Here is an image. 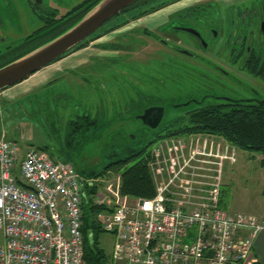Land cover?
<instances>
[{"label":"built area","instance_id":"1","mask_svg":"<svg viewBox=\"0 0 264 264\" xmlns=\"http://www.w3.org/2000/svg\"><path fill=\"white\" fill-rule=\"evenodd\" d=\"M236 157L211 133L159 138L148 159L153 195L137 197L40 149L21 154L1 134L0 264H85L84 200L103 208L95 219L114 237L109 264H253L264 214L232 213L221 200L224 164Z\"/></svg>","mask_w":264,"mask_h":264},{"label":"rangeland","instance_id":"2","mask_svg":"<svg viewBox=\"0 0 264 264\" xmlns=\"http://www.w3.org/2000/svg\"><path fill=\"white\" fill-rule=\"evenodd\" d=\"M51 1L58 4L61 0ZM79 1L81 0H73V5ZM161 1L148 2L142 9L148 10ZM44 2L47 3V0ZM53 6L52 4L51 7ZM64 12L65 9H62L58 16ZM131 14L139 16L135 11H131L122 17H114L109 22H119L116 25H121L122 22L133 20ZM43 25V22L40 24L37 17L29 11L27 0H0V35L4 34L7 37L3 42L0 41V50L4 49L5 43L21 36V34L16 35L14 30L18 32L21 27H24L25 32L30 33L33 27H43ZM113 25L116 27L115 24ZM7 27L11 29L9 32L5 31ZM110 30L103 32L100 30L99 34H94L90 39L95 40L94 42H87L85 45L87 48L79 52L74 50L72 54L59 62L46 66L25 80L0 91V135L4 134L7 139L16 141L20 146L21 154L27 147H34L49 154L53 160L64 156L67 151V140H69L67 121L76 115L86 113L99 118L104 117L106 124L109 125L103 131V135L96 140H85L89 131L83 135H76L71 142L73 145L70 149L71 163L76 169L86 166L101 168L99 163L104 161L106 153L110 150L119 151L122 145L131 140L132 135L134 138L139 136L143 140V143L138 145L139 149L147 144L145 148L148 152L154 143L166 134L162 127L167 121L183 115L189 108L203 106L205 102H219L207 96L209 94L206 93H228L232 96L249 97L253 95L252 89L254 91V88H257L260 92L257 94L264 97V83L261 80L238 75H234V78H226L220 74L210 73L204 65L201 69L202 72L210 75L208 77L188 72L178 74L177 66L172 67L168 62L161 68L162 74L157 76L153 70L158 63L150 58V54L152 52L153 55H157L164 49L160 48L156 41L150 42L151 47H149L146 39L139 41L143 45H138L141 51L134 56L131 65L121 63L113 65L112 68H105L104 62L107 60L96 58L95 64L87 66L92 57L103 53L98 44L114 40L117 36V31L108 34ZM11 33L12 36H10ZM99 37L101 38L96 40ZM178 38L186 42L191 40V35L180 32ZM188 64L191 63L188 62ZM192 65L198 66L195 63ZM65 67L80 68L78 71L87 77L88 82L72 77L71 72L60 74ZM98 67L99 72L95 69ZM56 75L58 77L54 79ZM48 81L50 82L43 86ZM217 84L225 85V87L221 89L222 86ZM119 95L121 105H118ZM137 95L138 97L148 95L154 104L164 106L165 113L158 128L151 129L136 117L135 114L142 113L139 107L143 102H139V99L138 103L125 107V103L135 101ZM192 99L199 102L195 103ZM189 100H191L190 104L186 106H174L175 104L184 105L183 103ZM224 141L227 140L224 138ZM233 147L237 157L232 163L224 164L222 203L239 212L258 214L264 209V164H262L264 154L242 150L235 145ZM76 149L79 150L75 151ZM141 156L135 157L128 164L134 163ZM106 174L100 176L104 178L102 185L116 184L118 180L121 181L119 173L108 171ZM99 217L101 218V214ZM97 237L99 247L110 257L113 235L101 231ZM253 247L259 252L257 259L264 263V234L259 237Z\"/></svg>","mask_w":264,"mask_h":264},{"label":"flooded vegetation","instance_id":"3","mask_svg":"<svg viewBox=\"0 0 264 264\" xmlns=\"http://www.w3.org/2000/svg\"><path fill=\"white\" fill-rule=\"evenodd\" d=\"M93 1L96 2V0H81L76 5H73V0H61L58 1V4H54L51 0H47V3L44 0H27L29 11L37 17L40 24L43 22L45 27L35 26L30 33H26L24 27H21L20 31L17 30L18 32L14 30L16 35L21 34V36H17L11 42L5 43L4 49L0 50V67L11 61L4 63L6 59L19 57L73 23L75 20L74 16L77 13L82 14L86 11ZM144 1L128 6L112 18L122 17L131 11H135L139 16L131 14L133 20L122 22L121 25H116L119 22H109L112 18L109 19L97 31L50 64L59 62L72 54L74 50L79 51L87 48L85 46L87 42H94L95 40L90 39L94 34H99L100 30L103 32L114 28L108 34L117 31V36L114 37V40L111 39L106 43L98 44L103 53L92 57V60L86 64L87 66L95 64L94 60L96 58H105L107 60L104 62V64H108H105V68H112L113 65H120L121 63H129L131 65L132 61H134V56L141 51V49H138V45H143L140 42L146 39L149 47H151L150 42L156 41L159 44L158 46L164 49L157 55H153L152 52L150 54V58L158 63L155 70H153L157 76L162 74L163 70L161 68L165 67L168 62L172 67L177 66L176 71L181 75L188 72L208 77L210 75L204 71V73L202 72L201 67L204 65V67L209 69L210 73L220 74L226 78H234V75H238L257 78L264 83V0H193L188 3H185L186 0H166L167 3L164 6L151 12L144 11L142 8L153 0ZM50 2L54 5L53 7H51L52 4ZM62 9H65V12L58 16ZM164 11L165 13L158 17V14ZM9 30L11 29L8 27L5 29L8 32ZM180 32L191 35V40L186 42L180 40L178 38ZM10 36H12V33ZM6 38L4 34L0 35L1 42L6 40ZM188 62L191 64L189 65ZM194 63L198 66L194 67L192 65ZM63 69L60 74L62 72H71L73 74L72 77L88 82L87 77L78 71L80 68L68 69L65 67ZM95 69L97 72L100 71L99 67ZM101 71H104V69H101ZM57 77L58 75L53 78L56 79ZM217 85H221V89L225 87L222 84ZM250 89L252 88L250 87ZM254 89V91L252 89L253 95L249 97L232 96L228 93L209 92L206 94H209L207 96H210V98L229 103L249 100L259 102V100L264 99V97L257 94L259 90L257 88ZM138 99L139 102H143L139 107L142 112L150 106L157 105L153 103L150 96L140 95L138 97L137 95L135 101L126 102L125 107L132 106L135 102L138 103ZM192 100L195 103L199 102L196 99ZM121 104L122 101L119 95L118 105ZM206 104L209 103L205 102L204 105ZM103 110L104 114L105 107ZM81 115L96 118L99 125L106 124L104 117L99 118V116H91L86 113L76 115L73 119L68 120L67 123L75 121Z\"/></svg>","mask_w":264,"mask_h":264},{"label":"trees","instance_id":"4","mask_svg":"<svg viewBox=\"0 0 264 264\" xmlns=\"http://www.w3.org/2000/svg\"><path fill=\"white\" fill-rule=\"evenodd\" d=\"M140 1L143 0H137L131 5ZM166 3V0H162L157 6L147 11L151 12L164 6ZM79 15L81 13H77L74 19ZM12 59H15V57L6 59L4 63ZM167 122L162 127L166 131L164 136H178L191 132L212 133L224 137L239 149L264 154V104L254 100L245 102L238 101L235 103L219 100V102L189 108L183 115ZM108 125H99L97 124L96 118H91L86 115L78 116L75 121H69L67 123L69 137L66 146L67 151L64 156H59L55 160L71 162L70 149L73 147L71 143L73 138L76 135H83L89 131L90 133L88 132L86 138L83 136L86 141L96 140V138L99 139ZM130 139L127 144L122 145L119 151L110 150L106 153L104 161L99 163L101 168H98V166H86L77 169V171L87 177L105 176L108 171L119 173L121 176L120 187L123 194L137 197L152 196L153 182L148 168L149 151L147 152L145 148L147 144L139 149L138 145L143 143V140L139 136L135 138L131 137ZM78 150L76 149L75 151ZM140 155H142L140 159L130 165L128 164ZM102 210V207L93 206L90 200L83 201L82 232L85 264H109L110 261V257L99 247L97 237L101 229L95 216Z\"/></svg>","mask_w":264,"mask_h":264},{"label":"water","instance_id":"5","mask_svg":"<svg viewBox=\"0 0 264 264\" xmlns=\"http://www.w3.org/2000/svg\"><path fill=\"white\" fill-rule=\"evenodd\" d=\"M40 1V0H37ZM137 0H97L87 7L73 23L50 39L0 67V91L23 81L61 55L71 50L99 29L106 21ZM84 10V9H82ZM175 104V107L186 106ZM264 104V99L259 100ZM164 107L153 105L143 110L137 118L151 129L158 128L164 116ZM132 138L134 135L131 136Z\"/></svg>","mask_w":264,"mask_h":264},{"label":"crops","instance_id":"6","mask_svg":"<svg viewBox=\"0 0 264 264\" xmlns=\"http://www.w3.org/2000/svg\"><path fill=\"white\" fill-rule=\"evenodd\" d=\"M79 51H81V50H79ZM79 51H77V52H79ZM56 63V62H55ZM52 64H54V63H52ZM52 64H50V65H52ZM49 66V65H48ZM44 68H46V67H44ZM51 81V80H50ZM49 82V81H48ZM47 83V82H46ZM45 84V83H44ZM43 84V85H44ZM40 88V87H39ZM262 164H264V161H262ZM223 186H224V184H223ZM222 193H223V189H222V191H221V200L223 201V199H222V197H223V195H222ZM224 207H226L230 212H232V213H238L239 211L238 210H233L231 207L229 208L228 206H225L224 205ZM241 213H244V212H241ZM251 214H253V213H251ZM264 214V209H262L258 214H255V215H257V216H262ZM262 234H264V231H262V232H260L256 237H255V241H253V246H254V244L255 243H257L258 242V239H259V237L262 235ZM258 251H257V249L256 248H252V251H251V255H250V259H253V260H255L254 261V263L253 264H264L262 261H260V260H258L257 258H259V255H258Z\"/></svg>","mask_w":264,"mask_h":264},{"label":"bare ground","instance_id":"7","mask_svg":"<svg viewBox=\"0 0 264 264\" xmlns=\"http://www.w3.org/2000/svg\"><path fill=\"white\" fill-rule=\"evenodd\" d=\"M191 1H193V0H186L185 1V3H188V2H191ZM161 14H158V17L160 16V15H163V13H165V11L164 12H160Z\"/></svg>","mask_w":264,"mask_h":264}]
</instances>
